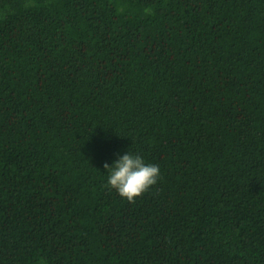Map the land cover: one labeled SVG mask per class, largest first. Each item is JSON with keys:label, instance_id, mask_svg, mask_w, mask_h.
<instances>
[{"label": "trees", "instance_id": "16d2710c", "mask_svg": "<svg viewBox=\"0 0 264 264\" xmlns=\"http://www.w3.org/2000/svg\"><path fill=\"white\" fill-rule=\"evenodd\" d=\"M0 264H264V0H0Z\"/></svg>", "mask_w": 264, "mask_h": 264}, {"label": "clouds", "instance_id": "9594fccd", "mask_svg": "<svg viewBox=\"0 0 264 264\" xmlns=\"http://www.w3.org/2000/svg\"><path fill=\"white\" fill-rule=\"evenodd\" d=\"M103 167L110 170L107 185L129 203L145 194L160 178L158 165L146 164L140 155L128 152L119 156L111 167L107 163Z\"/></svg>", "mask_w": 264, "mask_h": 264}]
</instances>
